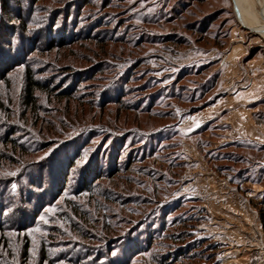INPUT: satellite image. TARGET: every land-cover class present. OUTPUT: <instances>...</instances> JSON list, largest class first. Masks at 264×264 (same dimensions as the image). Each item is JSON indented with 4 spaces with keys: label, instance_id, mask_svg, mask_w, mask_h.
<instances>
[{
    "label": "rangeland",
    "instance_id": "374dc122",
    "mask_svg": "<svg viewBox=\"0 0 264 264\" xmlns=\"http://www.w3.org/2000/svg\"><path fill=\"white\" fill-rule=\"evenodd\" d=\"M257 133L264 37L233 0H0V264H229Z\"/></svg>",
    "mask_w": 264,
    "mask_h": 264
},
{
    "label": "crops",
    "instance_id": "0c3cea01",
    "mask_svg": "<svg viewBox=\"0 0 264 264\" xmlns=\"http://www.w3.org/2000/svg\"><path fill=\"white\" fill-rule=\"evenodd\" d=\"M259 1L261 2V0H258V3ZM233 2L237 10L239 24L243 27L250 29V31L258 33L259 35L264 37V31H260V30H264V24L261 23L260 26L258 27L248 21L249 18L247 19V16L249 17L250 15L246 11L248 9L245 7L246 1L233 0ZM253 3L255 4V0H251V5H253ZM241 9L243 12L241 11ZM240 121L242 122V120H239V122ZM241 122L238 127L240 130L243 131L245 129L243 128V123ZM257 134L260 135L257 137H262V139H264L263 134L260 133ZM240 212L244 216L246 214L250 215L249 210L247 211V209L246 210L241 209ZM255 216L256 218L254 225H251L252 223L246 224L242 215H240L239 217L234 216L238 218L237 220L239 222L236 227H233V229L230 230V232H232V235L236 236L237 238L235 240L236 247H233L232 248L233 250L231 249L227 251V261H229V264H263L262 260L264 259V232L262 229L261 222L259 220V215L257 216V214H255ZM244 223L245 226L241 225ZM250 246H252V249L249 248Z\"/></svg>",
    "mask_w": 264,
    "mask_h": 264
},
{
    "label": "trees",
    "instance_id": "16d2710c",
    "mask_svg": "<svg viewBox=\"0 0 264 264\" xmlns=\"http://www.w3.org/2000/svg\"><path fill=\"white\" fill-rule=\"evenodd\" d=\"M30 77H31V75H30ZM32 78V77H31ZM31 78H29V80H31V83L34 85V86H36V87H38V88H41L40 87V85H38V83L36 82V80H33V79H31ZM28 95H30V94H28ZM258 215H259V220H260V222H261V225H262V229H263V232H264V205L263 204H261L260 203V206H259V208H258ZM191 244H196V242H191ZM189 245H186V248L188 247ZM197 246V245H196ZM196 246H194V247H192V248H196ZM175 253V255H174V257H176V256H181V255H183V256H185V255H189L188 253H185V251L183 250V248H177L176 249V251L174 252Z\"/></svg>",
    "mask_w": 264,
    "mask_h": 264
},
{
    "label": "water",
    "instance_id": "95a60500",
    "mask_svg": "<svg viewBox=\"0 0 264 264\" xmlns=\"http://www.w3.org/2000/svg\"><path fill=\"white\" fill-rule=\"evenodd\" d=\"M235 10H236V7H235ZM236 12H237V10H236Z\"/></svg>",
    "mask_w": 264,
    "mask_h": 264
},
{
    "label": "snow or ice",
    "instance_id": "6c2138e0",
    "mask_svg": "<svg viewBox=\"0 0 264 264\" xmlns=\"http://www.w3.org/2000/svg\"><path fill=\"white\" fill-rule=\"evenodd\" d=\"M41 219H43V217H41Z\"/></svg>",
    "mask_w": 264,
    "mask_h": 264
}]
</instances>
